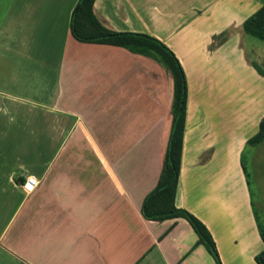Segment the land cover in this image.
Here are the masks:
<instances>
[{
	"label": "crops",
	"instance_id": "1",
	"mask_svg": "<svg viewBox=\"0 0 264 264\" xmlns=\"http://www.w3.org/2000/svg\"><path fill=\"white\" fill-rule=\"evenodd\" d=\"M80 0H0V264H217L185 219L147 220L172 126L174 82L155 59L80 42ZM264 0H96L111 31L179 59L188 98L175 206L222 264L264 250L243 167L264 118L245 21ZM264 71V70H263ZM28 177L39 185L23 191Z\"/></svg>",
	"mask_w": 264,
	"mask_h": 264
},
{
	"label": "trees",
	"instance_id": "2",
	"mask_svg": "<svg viewBox=\"0 0 264 264\" xmlns=\"http://www.w3.org/2000/svg\"><path fill=\"white\" fill-rule=\"evenodd\" d=\"M96 0H80L71 20L72 35L80 42L112 45L155 59L170 71L174 82L172 103V126L164 154L162 171L156 188L146 197L142 213L145 219L163 222L171 219H185L199 237L209 253L222 264L216 243L208 228L195 215L175 206V198L181 171V160L186 125L188 86L184 69L175 53L159 39L137 33L114 32L103 26L94 14ZM247 36L264 41V7L248 18L244 23ZM261 74L264 71L258 67ZM264 140V118L259 132L247 145L258 146ZM244 167V164H243ZM244 170L246 171L245 167ZM264 240V226L259 223ZM258 264H264V250L257 255Z\"/></svg>",
	"mask_w": 264,
	"mask_h": 264
},
{
	"label": "rangeland",
	"instance_id": "3",
	"mask_svg": "<svg viewBox=\"0 0 264 264\" xmlns=\"http://www.w3.org/2000/svg\"><path fill=\"white\" fill-rule=\"evenodd\" d=\"M250 42H253L257 48L256 54L253 55L254 60H256L264 70V41L248 36L249 46ZM244 156L243 163L246 169L253 204L258 214L263 217L264 220V140L258 146L247 145Z\"/></svg>",
	"mask_w": 264,
	"mask_h": 264
},
{
	"label": "built area",
	"instance_id": "4",
	"mask_svg": "<svg viewBox=\"0 0 264 264\" xmlns=\"http://www.w3.org/2000/svg\"><path fill=\"white\" fill-rule=\"evenodd\" d=\"M39 182L35 177H28L22 188L26 194H31L38 187Z\"/></svg>",
	"mask_w": 264,
	"mask_h": 264
}]
</instances>
